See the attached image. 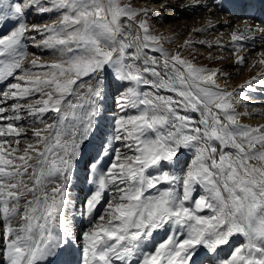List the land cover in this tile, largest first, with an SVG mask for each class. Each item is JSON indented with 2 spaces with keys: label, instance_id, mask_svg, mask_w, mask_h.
<instances>
[{
  "label": "snow or ice",
  "instance_id": "1",
  "mask_svg": "<svg viewBox=\"0 0 264 264\" xmlns=\"http://www.w3.org/2000/svg\"><path fill=\"white\" fill-rule=\"evenodd\" d=\"M183 7L240 17L229 59L264 65V0ZM157 14L0 0V264H264V124L244 122L264 70L222 87Z\"/></svg>",
  "mask_w": 264,
  "mask_h": 264
},
{
  "label": "bare ground",
  "instance_id": "2",
  "mask_svg": "<svg viewBox=\"0 0 264 264\" xmlns=\"http://www.w3.org/2000/svg\"><path fill=\"white\" fill-rule=\"evenodd\" d=\"M205 2H210V0H205ZM131 3H136V7H147L148 9H153L151 8V6H158L161 9V5L169 4L170 7L161 9V11L156 15L157 17L155 19L161 22L162 24V26H160L161 28L167 27V29H170V27H174V29H178L179 31L182 32L186 26V23H188V20L183 21L182 23L181 22L174 23V22H170V19L175 18L177 16H179V18L181 16L184 17L185 15L192 16V19H190V21L192 22L189 21V23H193V20H195V23L199 22V25L197 24L198 26L192 24L191 28L193 27L192 28L193 30L200 29V28H206L209 21H211L212 24L216 25L215 28H209L206 31L200 32L201 34L200 36L202 37L201 39L200 38L196 39L195 38L196 33H194V31L192 30L193 39L195 38L194 39L195 41L197 42L206 41L207 44H205L204 47L203 46L200 47V45L196 46L194 44L190 49L184 52V55L189 59H193V57L189 55V53L194 52L196 54L195 58L193 59V62L195 64L199 66H206L209 68L220 69L223 73L229 74L227 80H225L223 76L220 77L219 83L221 84L222 87L224 86L225 83L231 86L239 85L243 83L246 79H248L250 76H253L257 72L264 70V65L256 64L254 68L252 67V62L260 59V57L258 56L259 49L251 52L247 60L248 63L243 67L237 66L234 63L233 59H229V57L232 56V52L229 51V48L231 49V44L229 43L230 33L237 23H242V20L240 17H229L227 14L220 13L218 11L215 14H212L211 12L205 11L204 9H201V8L183 7L184 5L192 3V0H132ZM229 19H231L233 22V28H230L224 25V22ZM167 23H171V24H167ZM219 31H222V32L218 33ZM152 32L153 34H156L155 29H153ZM170 37L171 36H169L168 38ZM221 40H223L224 43L223 44L220 43V44L226 45L225 47L227 48L226 51L222 49L223 47L220 48L218 46H213V47L207 46L208 44H212V45L219 44L218 41H221ZM164 41L167 44L166 46H164L166 49L174 50V49H177L178 46L183 45L186 40L184 39V40L177 41V39H174V38L173 39L165 38ZM257 43L259 42L257 41ZM212 50H214V52L209 54L208 52ZM215 51H217L216 54H215ZM32 52H37V50L32 51ZM221 57L223 59H221ZM53 58L54 57H52L51 54H47V59L51 60ZM233 65L235 66L232 67ZM260 98H264V96H261L259 94H256L253 96L254 103L248 108V111L253 112L254 114L248 118H245L244 119L245 123L252 124V125L264 124V115L259 114L262 110H264V107L259 106L255 102V101H259ZM240 110L244 111L243 108H241Z\"/></svg>",
  "mask_w": 264,
  "mask_h": 264
},
{
  "label": "rangeland",
  "instance_id": "3",
  "mask_svg": "<svg viewBox=\"0 0 264 264\" xmlns=\"http://www.w3.org/2000/svg\"><path fill=\"white\" fill-rule=\"evenodd\" d=\"M132 0H121V3L122 4H127V3H129V2H131ZM132 6L133 7H136V3H132ZM154 7H155V9L157 10V13H159L160 11H161V9L158 7V6H151V8H153L154 9ZM157 16L156 15H151L150 16V19H149V23H150V25H151V29L153 30V29H155L156 30V35H158V36H162V37H165L166 39H170V38H174V39H177V41L178 40H188L189 39V37H190V35L192 34V28H191V26H192V24H194V25H196V26H198L199 25V22H197V23H195V20H193V23H189V21H190V19H192V16H188V15H185L184 17L183 16H181L180 18H179V16H177V17H175V18H171L170 19V22H174V23H177V22H183V21H187L188 20V23H186V26H185V28H184V30L181 32V31H179L178 29H174V27H170V29H167V27H160V26H162V24H161V22H159L157 19H155ZM33 19H32V22H35V23H43V22H49L51 19H54L55 17H32ZM141 19H143L144 17H140ZM190 22H192V21H190ZM167 24H171V23H167ZM184 24V23H183ZM198 24V25H197ZM171 30V31H170ZM222 31H219L218 33H221ZM191 33V34H190ZM174 34V35H173ZM168 35V36H167ZM173 35V36H172ZM201 34L199 33V34H196V36H195V38L196 39H198V38H202L201 36H200ZM169 36H171L170 38H168ZM192 36V38H193V34L191 35ZM217 36V35H216ZM176 37V38H175ZM178 37V38H177ZM38 39H39V37H37ZM194 38V39H195ZM176 41V40H175ZM222 41V42H221ZM221 41H218L219 42V44L220 43H224V41L223 40H221ZM217 42V41H216ZM167 44L165 43V41L163 42V46H166ZM196 46L198 45H200V47L201 46H203L204 47V45H201V44H199V43H196L195 44ZM221 48V47H220ZM170 49H171V47H170ZM224 51H226V49L227 48H225V47H223L222 48ZM229 51H231V49L229 48ZM212 52H214V50H212V51H209L208 53L209 54H211ZM217 53V51H215V54ZM46 56H42L41 57V59H43V60H49V59H47V54H45ZM44 57V58H43ZM248 63V62H247ZM205 65V64H204ZM235 65H233L232 67H234Z\"/></svg>",
  "mask_w": 264,
  "mask_h": 264
}]
</instances>
